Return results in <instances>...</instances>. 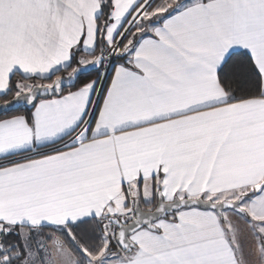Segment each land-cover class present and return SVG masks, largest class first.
Returning a JSON list of instances; mask_svg holds the SVG:
<instances>
[{
  "label": "snow or ice",
  "instance_id": "snow-or-ice-1",
  "mask_svg": "<svg viewBox=\"0 0 264 264\" xmlns=\"http://www.w3.org/2000/svg\"><path fill=\"white\" fill-rule=\"evenodd\" d=\"M0 264H264V0H0Z\"/></svg>",
  "mask_w": 264,
  "mask_h": 264
}]
</instances>
